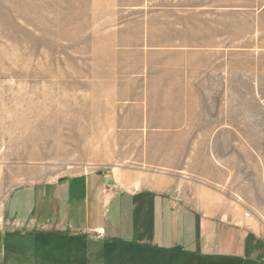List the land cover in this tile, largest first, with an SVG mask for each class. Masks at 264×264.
I'll use <instances>...</instances> for the list:
<instances>
[{"label":"rangeland","instance_id":"obj_1","mask_svg":"<svg viewBox=\"0 0 264 264\" xmlns=\"http://www.w3.org/2000/svg\"><path fill=\"white\" fill-rule=\"evenodd\" d=\"M206 126L218 140H196ZM239 161L264 184V0H0V264H230L139 242L100 254L103 237L31 227L14 204L99 172L130 191L173 174L218 187L207 173Z\"/></svg>","mask_w":264,"mask_h":264},{"label":"crops","instance_id":"obj_2","mask_svg":"<svg viewBox=\"0 0 264 264\" xmlns=\"http://www.w3.org/2000/svg\"><path fill=\"white\" fill-rule=\"evenodd\" d=\"M231 126L224 127L235 132ZM222 128L210 137L209 126L202 127V137L196 140H218ZM257 162L264 171V163ZM241 170L240 161L218 167L217 173L206 177L209 183L217 181L218 187L202 183L193 190L185 175L173 174V181L159 189L134 191L117 189L102 172L72 175L32 187L28 197L14 205L26 211L23 220L29 226L65 232L72 238L95 239L91 231L104 227L101 241L105 243H123L132 249L139 242L149 251L173 249L190 260L197 256L230 264H264L260 224L264 223V184L243 183ZM95 213L104 216L105 223L89 226Z\"/></svg>","mask_w":264,"mask_h":264},{"label":"trees","instance_id":"obj_3","mask_svg":"<svg viewBox=\"0 0 264 264\" xmlns=\"http://www.w3.org/2000/svg\"><path fill=\"white\" fill-rule=\"evenodd\" d=\"M75 238H77V237H73L72 239H75ZM100 242H101V249L99 250L100 254L104 253L105 250H107L106 252H112V250H114L116 247H119V246L123 247L124 246L123 243H118V242H116V243H113V242L105 243V242H102V241H100ZM88 243H89V241L85 240V246L84 247L81 246V248L85 249L86 251L88 250L90 254L95 253V251H92V250L89 249ZM90 244H91V242H90ZM138 248L139 249H143L145 255H147V256L148 255L153 256V255H157L158 253H161V251H159V250H156V251L152 252V251H149V250H147V249H145L143 247H138ZM163 255H165V254H163ZM169 261H170V257H169ZM217 261H219V260H217Z\"/></svg>","mask_w":264,"mask_h":264},{"label":"built area","instance_id":"obj_4","mask_svg":"<svg viewBox=\"0 0 264 264\" xmlns=\"http://www.w3.org/2000/svg\"><path fill=\"white\" fill-rule=\"evenodd\" d=\"M244 215L247 217V216H249V213H248V212H245ZM104 232H105L104 227H98V228L93 229V230L91 231L92 235H93L95 238H97V239L103 237Z\"/></svg>","mask_w":264,"mask_h":264}]
</instances>
